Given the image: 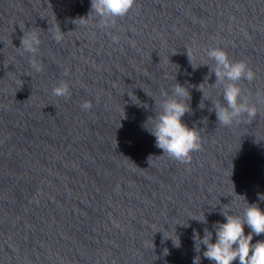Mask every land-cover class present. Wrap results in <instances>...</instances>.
Segmentation results:
<instances>
[{
	"label": "clouds",
	"instance_id": "9594fccd",
	"mask_svg": "<svg viewBox=\"0 0 264 264\" xmlns=\"http://www.w3.org/2000/svg\"><path fill=\"white\" fill-rule=\"evenodd\" d=\"M135 6L136 0H91V11L88 17L78 20L81 24H86L92 19L90 14L94 13L96 23L93 26L101 30H108L115 28L117 20L126 17ZM64 34L59 24L53 26L52 38L57 43L64 39ZM112 39L113 42H119L118 36H112ZM41 43L40 33L35 30L23 31L20 47H18L23 50V53L30 54L29 64L37 73L43 71L42 63L36 58ZM187 55L191 62V53L188 50ZM206 55L214 64V67H210V72H214L216 77L213 85L223 86L222 97L225 103L223 105L218 101L213 103L218 123L226 127L232 126L234 123H251L257 117L258 108L256 103H253L249 96L245 95L244 90L240 87V82L253 81L255 73L246 62L230 60L226 50L219 46L209 48ZM193 68L196 67L193 66ZM200 86L199 90L202 91ZM52 94L66 100L69 99L71 91L68 82L60 81L52 89ZM162 96L159 111L154 117H150L154 121L153 127L148 130L155 137V146L163 150V155L166 154L169 158L181 163H190L192 153L201 150L202 147L199 129L188 127L182 120L186 113L192 111L188 103L191 100V95L185 86L176 82L172 86L171 93L165 91L162 92ZM257 99L264 102V93H257ZM202 104H200L201 108H203ZM80 106L82 110L87 111L91 109L92 103L84 101ZM258 195L261 200H264V195ZM230 213L222 211L226 222H216L213 225L215 229L214 243L212 242L213 232L207 228L204 229L202 238L199 234L194 236L195 250L199 252L201 245L206 246L203 256L214 264H233L235 261H239V264H264V240L252 242L254 235L264 234V210L257 203L247 202L242 215ZM192 219L207 223L205 215L202 218ZM245 226L251 230L248 234H245ZM164 237L171 238L165 235ZM173 243L179 247V238L173 240ZM166 254L167 249H165ZM198 257L194 259V264H199L200 258L197 260Z\"/></svg>",
	"mask_w": 264,
	"mask_h": 264
}]
</instances>
